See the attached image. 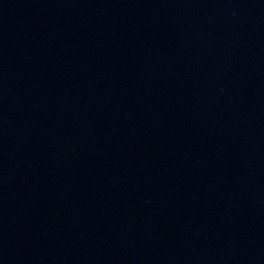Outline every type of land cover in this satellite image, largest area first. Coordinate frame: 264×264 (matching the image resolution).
<instances>
[{
  "label": "water",
  "instance_id": "obj_1",
  "mask_svg": "<svg viewBox=\"0 0 264 264\" xmlns=\"http://www.w3.org/2000/svg\"><path fill=\"white\" fill-rule=\"evenodd\" d=\"M0 264H264V0H0Z\"/></svg>",
  "mask_w": 264,
  "mask_h": 264
}]
</instances>
